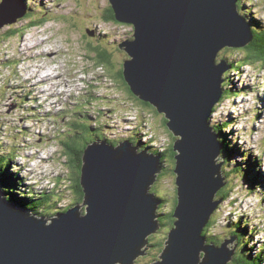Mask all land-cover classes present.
<instances>
[{"label":"water","instance_id":"1","mask_svg":"<svg viewBox=\"0 0 264 264\" xmlns=\"http://www.w3.org/2000/svg\"><path fill=\"white\" fill-rule=\"evenodd\" d=\"M108 2L117 22L134 27V39L118 46L129 57L123 79L137 99L164 114L176 138L174 223L150 264H228L236 237L219 246L203 237L221 204L211 201L226 186L222 146L210 119L230 69L227 61L217 62L218 54L249 46L250 24L236 0ZM15 9L0 3V29L24 17L23 8L16 16ZM138 151L127 141L86 147L79 180L84 214L77 205L48 223L0 198V264H135L161 228L157 212L164 202L150 193L162 171L160 156Z\"/></svg>","mask_w":264,"mask_h":264},{"label":"rangeland","instance_id":"2","mask_svg":"<svg viewBox=\"0 0 264 264\" xmlns=\"http://www.w3.org/2000/svg\"><path fill=\"white\" fill-rule=\"evenodd\" d=\"M30 1L34 2L31 10L32 15H37L36 17L31 18L29 16L19 19L16 23L0 29V35H2V37L0 36V146L3 148L4 158L8 155L7 149L15 147L16 152L23 155L15 162L23 169L30 170L27 172L29 175L33 173L35 177L37 169H42L45 165L43 169L46 171L42 172L44 177L48 175L51 179L60 177L61 185L58 187V181H56V186L53 189L61 197L52 195L53 192L50 193L51 196L48 199L51 201L59 199L56 204L52 205L50 212H54L55 208H63L69 203L78 204L80 212L84 214L85 206L82 205V202H75L76 195L71 188L73 175L70 157H66L65 145L62 146V144H70L71 138L76 135L79 123H89L94 127V123L98 121L115 129V131H111L115 135H122V130L128 127L126 134L128 136L130 131L134 130L131 123L143 125V131L148 132V139H153L152 145L160 147L161 150H167L172 145L173 136L163 122L164 117L157 114L154 109L145 108L138 104L133 96L129 95V91L121 80L117 78L119 72L116 71L122 68V63L127 56L124 52L119 54L120 50L112 43L132 41L134 29L128 24L117 25L105 20L104 16L109 15L110 4L108 0ZM11 2L9 1V5L16 8V16L22 8ZM236 2H238V12L251 22L252 27L264 29V0H236ZM38 6H41V9ZM93 31H96L97 35L91 36L90 33ZM5 34L6 36H4ZM97 40H101L99 43L106 48L110 66L100 67L96 64V55L102 51V49L94 50ZM22 43L47 44H41L42 49L41 47H34L35 50L28 51L26 49L23 51L29 44L24 47ZM243 49L241 52L236 51L238 49H223L218 54L217 62L223 60V56H230L231 59L236 60L235 64H238L244 59ZM42 50L47 55L42 56L43 53H41L40 57L38 53ZM51 60H53L52 63ZM32 65L36 66L33 67ZM227 65L230 66L229 63ZM27 66L31 67L32 71L37 70L38 66H42L47 70L50 69L54 76H60L59 79H56L57 84L54 86V92H45L43 86L47 82L40 83L38 78L30 77L25 69ZM19 69L20 73H18ZM231 71L230 67L229 71L226 72V80V73L222 77L225 80L224 92L227 90L230 91V94H226L220 105L216 106V110L211 116V126L225 146L228 147L226 143L228 141L229 148L240 151L241 155L233 158L235 163L238 162L240 166L246 167V162L243 163L242 160L245 158L244 154L255 159L259 165L256 167L257 177L263 183V190L264 72L260 67L241 68L238 73ZM27 81H36L38 84L30 87L31 85ZM243 87H246L247 90L243 91ZM26 92L29 94L27 95ZM53 93L57 97L52 99ZM43 95L48 97L52 103L45 101ZM22 97H26V99L21 100ZM19 105L22 108H19ZM27 106L34 108L35 111L24 110ZM84 111L87 112L85 115ZM95 114L98 115L94 116ZM42 115H46L44 120L40 122L31 121L33 117L37 119L36 116L42 119ZM75 115H84V117L78 119ZM58 116L61 119L57 123L55 120ZM46 118H49L48 121ZM225 122L229 123L227 130L221 129ZM126 124L129 125L126 126ZM23 128H26L24 131H28L30 134L26 140H24L25 136L18 132V130L23 131ZM96 133L97 135L110 136V132L105 127ZM221 136L224 140L221 139ZM22 141L21 145L18 144ZM32 156L34 160L36 159L33 163L32 161L29 162V157ZM41 160H45L46 163L44 164ZM232 165L230 159H226L222 166L223 175H226L228 172L226 169ZM171 168V164L167 163L165 172L157 178L151 187L156 190L154 196L165 198V202L161 205L162 209L158 211L166 214L170 213L176 199L174 168ZM15 171L16 169L13 172L2 169L3 173L1 174L4 175V178L8 174L9 177H12L11 174L14 175L13 177H17ZM18 172L19 174L24 173ZM1 174L0 176H2ZM9 177L4 180L7 181ZM225 178L226 186L223 191L231 190V194L229 200L221 204L220 209L211 216L209 222L215 221V225L210 234L215 235L218 240L225 238L228 233L225 232L223 226L230 222L236 223L244 216L252 226L256 227L255 232H259L258 236L254 235L255 240L258 241V244H264V230H262L264 227V207L262 208L263 200H260L261 195L258 189L254 193V190L251 192L246 184L250 182L244 184L239 180L235 181L230 177L228 178L227 175ZM45 185L44 180L39 187L44 188ZM6 186L12 187L10 184ZM7 187L3 193V188L0 185V191L4 195L2 200L5 202L9 194L15 192L10 191ZM218 195L219 192L215 197L216 200L219 199ZM159 198L161 199V197ZM232 202L234 206H231ZM48 204L49 201L44 204L43 209L45 216L51 217L48 213ZM260 216L263 217L260 222L262 225L260 224L261 227L257 228ZM170 230L172 229L169 225L161 226L155 234L149 236L151 243L165 241ZM230 237L228 235L226 239H230ZM149 258L145 254L137 260H140V264H147ZM156 260H152L150 263ZM232 260L228 264H231Z\"/></svg>","mask_w":264,"mask_h":264},{"label":"trees","instance_id":"3","mask_svg":"<svg viewBox=\"0 0 264 264\" xmlns=\"http://www.w3.org/2000/svg\"><path fill=\"white\" fill-rule=\"evenodd\" d=\"M29 1V0H28ZM23 5H26L27 2L26 0H22ZM237 6H238V2H237ZM28 16H30V14H28ZM37 16V15H36ZM34 15L31 14V18L36 17ZM104 18H106L105 20L109 21V22H114L119 24V22H117L115 20V14L113 12V10L111 9V7H109V15L108 16H104ZM250 24V21H247ZM252 42L250 44V46H248L247 48H245L244 51V59L242 61H240V63L235 64V62L230 63V66L233 67L231 72H239L240 69L242 67H253L256 68L257 66L261 68V70L264 72V29H260L257 27H253L252 28ZM2 37V35H0ZM6 36V34L4 35ZM241 52V51H240ZM106 53H100L98 54L97 58L99 59V62L103 65H109V58L107 55H105ZM224 58V56H223ZM97 59V60H98ZM110 66V65H109ZM120 76H121V81L124 83V80L122 78V70L119 72ZM127 90L129 91V89L127 88ZM243 91L247 90V88H243ZM130 93V92H129ZM225 94H230V91L224 92ZM225 94L223 99L225 98ZM130 95H132L130 93ZM133 96V95H132ZM134 100H136L138 102V104H140L141 106L145 107V108H152L154 109L152 106L143 103L141 101H139L138 99H136L135 97H133ZM30 110V107L27 108V111ZM154 111L156 112V110L154 109ZM87 113V112H86ZM157 113V112H156ZM78 117L79 115H75V117ZM58 119L60 120L61 118L58 117L57 120H55V122L58 121ZM137 121V120H136ZM138 122V121H137ZM163 122L164 124H166V120L163 118ZM58 123V122H57ZM131 126H133L134 130L130 131V135L128 136L129 139L133 140V137L135 138V140L141 144V145H145L144 147H148V149L155 155H159L160 156V163L162 165V172L156 177L159 178L162 173H164L166 167H167V163L171 164V167L174 168L175 167V161H174V156L175 153L173 152V143L176 140V138L173 136V143L172 145L167 149V150H161L160 147L158 146H153L152 142L153 139H147L146 141H143L144 137H148V133L144 132V126H139V125H135L133 123H131ZM76 127V126H75ZM108 129V132L111 133V131H115V129L113 128H109V126H106L98 121H96L94 123V127H92L91 125H89V123L87 124H83V123H79V125L77 126L76 129V135L74 138H71L70 140V144H62V146L65 145V153H66V157H70V165L71 168L73 169L74 175L72 178V181L74 183V188L76 191V194L78 196V200H80L83 198V191L82 188L80 186L79 180H80V174H81V167H82V155L84 150L86 149V147L89 145L88 143L93 139H97L96 133L94 131V129L96 130V132H98L99 130H103V128ZM229 127V123L225 122L222 124L221 129L227 130V128ZM23 131L22 130H18V132L22 133L25 137H30V134L28 131ZM213 132L215 133V131L213 130ZM106 134V133H105ZM113 134V133H112ZM23 135H21V137H24ZM133 135V136H132ZM144 136V137H143ZM225 137V136H224ZM221 139L222 136H221ZM219 140V139H218ZM224 140V139H223ZM23 141L21 143L18 144H22ZM228 144V147L225 146L224 142H221L219 140V144L222 146V151L223 154L221 153V158H225L222 159V161L225 163L226 159H230L231 163L233 164L230 168L229 171L226 173L227 177L232 178L233 180H239V182H243L244 184L246 182H250V183H246L249 187V190L252 192L254 190V193H256V190L258 189V192L261 195V199L263 200V205L262 208L264 207V188L262 190V186L263 183L262 181H260L257 177L258 175V171L256 170V167L259 166L257 162H255V159H251V156L248 154H244V161L246 162V167H242L237 163H235L236 161H233V158H235L236 156L241 155L240 151L235 149V148H229V142H226ZM2 150H0V174L3 173L2 169H4L7 172H12V164H13V160L15 159V157L17 156V152L15 147H11L10 149H7L8 151V155L6 156V158H4L3 153H1ZM221 151V152H222ZM168 158V159H167ZM222 162V163H223ZM223 163V164H224ZM171 168V169H172ZM227 168V167H226ZM174 170V169H173ZM172 171V170H171ZM174 174V173H173ZM2 176H0V185L3 188L2 192L4 193V189L7 187V184H10L12 187H7L10 191L14 192V193H10L9 197H8V201L17 204L18 206H25L27 208V210H29L30 212L33 213V215L35 216H41L42 211L40 210H36L37 206H39V204H42L45 202V199H40L42 197H40L39 199H36L37 196L33 197V193L30 192V190L26 191L24 188V183L23 180L19 177L18 174L17 177H13L14 175H12V177H9V174L6 175V177H9L7 181H5L3 176V174H1ZM222 175H223V171H222ZM226 175H223L224 177H226ZM226 183V181H225ZM156 190L151 188L150 189V193L151 194H155ZM231 194V190H221L219 192V199L222 200L223 203L227 202L229 200ZM161 197V200H163L165 202V198H163V196H159ZM158 196L155 195L156 199H160ZM40 202V203H39ZM260 202V201H259ZM163 203V202H162ZM176 205V199H175V204L174 207ZM172 208L171 212L169 214H166L164 212H162L160 214V219L159 220V225L160 227L163 225H169L170 228L172 229L173 227V223H174V219L172 217L173 214V209ZM260 222L263 220V217L260 216L259 217ZM215 225V222H209L207 227L204 229L203 231V237L206 241V244H213L216 246H219L222 242L221 240H218L217 237L215 235H211V229H213V226ZM256 227L252 226L249 222V220H247L246 218L241 217L240 220L238 222H230L228 225H226L225 227V232L229 234V236H234L236 238H238V243L239 246L236 249V253H235V257H233V260L231 262V264H264V245H260L258 244V241L255 240V236H258V233L255 232ZM256 233V235L253 237V235ZM253 237V238H252ZM166 241V240H165ZM165 241L163 242H158V243H151V237L148 238L147 244L145 247L148 246L147 251L149 252L150 249V256L149 254L146 253L150 258L149 261L146 262L147 264H150V262L152 260H155L158 258V256L163 252L164 249V244ZM157 247V249H155ZM157 253H156V252ZM155 252V253H153ZM158 255V256H156ZM140 260L137 261V263ZM155 262V261H154ZM140 264V263H138Z\"/></svg>","mask_w":264,"mask_h":264},{"label":"clouds","instance_id":"4","mask_svg":"<svg viewBox=\"0 0 264 264\" xmlns=\"http://www.w3.org/2000/svg\"><path fill=\"white\" fill-rule=\"evenodd\" d=\"M131 28H133L134 29V27L132 26V25H129ZM120 44H122V43H112V45H115V46H117V48L120 50V53L119 54H121V52L123 53H125V55L128 57V55L126 54V52L123 50V49H120L118 46L120 45ZM251 44V43H250ZM107 45V44H106ZM250 46V45H249ZM248 47V46H247ZM247 47H245V48H247ZM244 48V49H245ZM98 49H102V51H99L98 52V54H100V53H106L105 55H107V50H106V48L104 47V46H102L100 43H97L96 45H95V49L94 50H98ZM226 49V48H225ZM243 49V50H244ZM230 50H236V49H231L230 48ZM229 51V50H228ZM236 51H241V50H236ZM98 54L96 55V59H95V62H96V64L97 65H100V67L101 66H106V65H103V64H101L100 62H99V59L97 58V56H98ZM243 55H244V52H243ZM108 56V55H107ZM126 57V59L124 60V61H126V60H128L129 59V57L127 58ZM225 57H227V58H229L230 60H227ZM224 57V59L223 60H225V61H227V63H229V65H230V63H232V62H235L236 60L235 59H231L230 58V56H225ZM98 59V60H97ZM124 61H123V63H124ZM220 62V61H219ZM123 63H122V68L121 69H119V70H117L116 72H120L121 70L123 71ZM231 67V66H230ZM247 67H249V66H246V67H242V68H247ZM258 67V66H257ZM106 68V67H105ZM250 68H252V67H250ZM231 69H232V67H231ZM109 71L111 70V69H108ZM232 73H236V72H232ZM238 73V72H237ZM226 75H227V73L225 74V80H226ZM117 78H119L120 80H122L121 79V76H120V74L118 73L117 74ZM122 78H123V75H122ZM124 80V79H123ZM224 80V81H225ZM122 82V81H121ZM123 83V82H122ZM33 85L34 84H36L35 82H33L32 83ZM124 85H125V88L127 89L128 88V86L126 85V83H125V81H124V83H123ZM223 84H224V82H223ZM223 84H222V89H223ZM243 88H245V87H243ZM129 89V88H128ZM129 92H130V90H129ZM223 92H224V89H223ZM226 92V91H225ZM131 93V92H130ZM29 94V93H28ZM27 94V95H28ZM132 94V93H131ZM130 95V94H129ZM133 95V94H132ZM226 95V94H225ZM43 97H46V96H44L43 95ZM107 97V96H106ZM133 97H135L134 95H133ZM223 97H224V93H223ZM223 97L221 98V100H220V102L219 103H217V105L216 106H218V105H220V103H221V101L223 100ZM108 98H110V97H108ZM136 98V97H135ZM26 99V97H22L21 98V100H25ZM137 99V98H136ZM139 100V99H138ZM140 101V100H139ZM52 103V102H51ZM108 105V104H107ZM149 105V104H148ZM151 106V105H150ZM216 106H215V108H216ZM30 106H27L24 110H27V108H29ZM153 107V106H152ZM19 108H22L21 107V105H19ZM154 108V107H153ZM213 109V113L212 114H214V112H215V110L216 109ZM155 110H156V108H154ZM110 110H111V107H110ZM29 111H35V109L34 108H30V110ZM156 112H157V110H156ZM86 113H85V111H84V115H85ZM99 114V113H98ZM98 114H95L94 116H97ZM157 114H159V115H162L163 117H164V119H165V116H164V114H160V113H158L157 112ZM46 115H42V119H45L44 117H45ZM93 116V115H92ZM213 116V115H212ZM39 117V116H38ZM41 118V117H40ZM49 119V118H48ZM212 119V118H211ZM210 119V120H211ZM135 120H137V119H135ZM166 120V119H165ZM128 122V120H125V122ZM167 121V120H166ZM129 124H126V126H128ZM1 126V125H0ZM165 126H166V124H165ZM167 127V126H166ZM2 129V128H1ZM128 127H126L125 129H123L122 130V135H115V134H112V133H110V135L111 136H104V135H97V133H96V130L94 129V131H95V133H96V136H97V139H92L88 144H93V143H96L97 141H99V142H102V141H104L106 144H108V145H110V146H112V147H116V146H119V144H122L123 142H125V141H127V142H129V143H131L133 146H135V147H138V149H139V151L138 152H140V151H142V150H144V149H146L149 153H151V154H153L149 149H148V147H144L145 145H141V144H139L136 140H135V138L133 137V140H131V139H129V137H128V135H126L127 134V132H128ZM168 129V128H167ZM146 133H148L147 131H146ZM171 133V132H170ZM219 136V135H218ZM144 137V136H143ZM27 139V137H25V140ZM148 139V137H144V139H143V141H146ZM220 140V139H219ZM15 142V141H14ZM89 146V145H88ZM3 148H1V146H0V150H2ZM4 151H2L1 153H3ZM222 154H223V151H222ZM153 155H155V154H153ZM224 155V154H223ZM21 156L23 157V155L21 154V153H17V156L15 157V159L13 160V164H12V172H13V170L14 169H16V171L15 172H17V174L18 175H20L19 177L23 180V183H24V188H25V190L26 191H28V190H30V192L31 193H33V197H35V196H37L36 197V199H39L40 197H42V198H40V199H45V202L44 203H42V204H39V206H37V209L36 210H40V211H42V213H41V216H35L34 215V218H37V219H40V218H42L43 217V219L44 220H47L46 218H51V219H53L54 217H56V215H58V214H63V213H65V212H67L69 209H73L75 206H77L78 204H67L65 207H63V208H55L54 209V212H50V210H51V207H52V205L53 204H56L57 202H58V200L59 199H57V200H55V201H51V199H48V197L49 196H51L50 195V193L51 192H53V194L52 195H58L59 196V198L61 197L56 191H54V189H53V187H55L56 185V181H58V187H59V185H61V181H60V177H56V178H50V175H48V176H43L42 175V172L43 171H46V169H43L44 167H45V165L43 166V168L41 169H37V174H36V176L34 177L33 176V173H31L32 175H29L27 172H30V170H26V169H23L22 168V166H18L17 164H16V162H15V160H19L20 158H21ZM30 159H32L31 161H32V163L36 160H34L33 159V156L32 157H29ZM225 159V158H224ZM41 161H43L44 162V164L46 163V161L45 160H41ZM41 161H39V162H41ZM163 168V167H162ZM18 171H22V172H24L23 174H19V172ZM226 171H229V168H227L226 169ZM71 173H72V175H74V172H73V169H72V171H71ZM227 173V172H226ZM73 178V177H72ZM44 180H45V182L47 183V184H49V186H46L45 185V187L43 188V187H39V186H41V183H43L44 182ZM72 180V179H71ZM72 183H73V181H72ZM71 188L73 189V191H74V193H75V195H76V198H75V202L76 203H79L80 202V200H78L79 198H78V196H77V194H76V191H75V188H74V183L71 185ZM49 190L51 191V192H49ZM47 201H49V204H48V208H49V210L48 209H46V210H48V213H49V215L51 216V217H49L48 215L47 216H45L46 214H45V211H44V209H43V206H44V204L47 202ZM163 201V200H162ZM6 202H8V203H10V201H8V199L6 200ZM81 202H82V199H81ZM12 203V202H11ZM40 203V202H39ZM13 205H15L16 207H19V208H21V209H24L26 212H29V214L31 215H33V213L32 212H30L29 210H27V208L25 207V206H18L17 204H14V203H12ZM59 204V203H58ZM221 204H223V202H222V200H221ZM220 204V205H221ZM259 204V203H258ZM219 205V206H220ZM218 206V208L216 209V210H219L220 209V207ZM231 206H234L233 205V202L231 203ZM159 209H162L161 207L159 208ZM171 212V211H170ZM162 212H157V215L159 216V219L161 218L160 217V214H161ZM215 213V212H214ZM51 219H49V220H51ZM47 222H48V220H47ZM215 222V221H214ZM49 223V222H48ZM261 223H260V220H259V222L257 223V228H260L261 227V225H260ZM260 225V226H259ZM223 227H226V226H223ZM262 230H264V227L262 228ZM213 231V229H211V232ZM259 233V232H258ZM221 234H223V233H221ZM229 235V234H228ZM227 235V236H228ZM254 235H256V233L254 234ZM253 235V236H254ZM227 236H225V238H223L222 239V241L221 242H223V240L224 239H226L227 238ZM232 237V236H231ZM234 237V236H233ZM149 238V237H148ZM236 244H237V247L239 246V243H238V238H236V242H235ZM260 245H264V244H260ZM147 253H148V251H147ZM149 257V256H148ZM142 258V256H140L139 257V259H141ZM138 261V260H137ZM137 261H136V263L135 264H137ZM139 263V262H138ZM264 263V262H263Z\"/></svg>","mask_w":264,"mask_h":264},{"label":"bare ground","instance_id":"5","mask_svg":"<svg viewBox=\"0 0 264 264\" xmlns=\"http://www.w3.org/2000/svg\"><path fill=\"white\" fill-rule=\"evenodd\" d=\"M19 2H21V3H23L22 2V0H18ZM33 5H31V9L33 8L32 7ZM37 6V5H36ZM40 9H41V6H38ZM248 23V22H247ZM248 25H249V23H248ZM250 26V25H249ZM93 34H96V31H93ZM46 40V39H45ZM44 40V41H45ZM23 45H24V47L26 46V45H28L29 43H22ZM41 44H44V45H46L47 43H32V44H29V46H27V47H25V49H23V51L24 50H28V51H31V50H35L34 49V47L36 48V47H41V49H42V45ZM39 50V49H38ZM41 53H43L42 54V56H46L47 54L46 53H44V51L42 50V52H39L38 53V55H40V57H41ZM35 57V56H34ZM37 57V56H36ZM28 60V59H27ZM56 60V59H55ZM51 63L53 62V60H51L50 61ZM33 67H35L36 65H32ZM23 69V68H22ZM26 71H27V74H29L30 75V77H33V78H38L39 79V82L40 83H43V82H47L44 86H43V88H45V92L46 91H52V92H54V86L57 84V81H56V79H59L60 78V76H54L53 74H51V70L50 69H45V68H43L42 66H38V68H37V70H35V71H32L31 70V67H29V66H27L26 68ZM21 71H20V69L18 70V73H20ZM79 78V77H78ZM52 97V99L55 97H57V95L55 94V93H53V95L51 96ZM51 99V100H52ZM54 116V115H53ZM58 117H60V116H58ZM57 117V118H58ZM84 117V115H79L77 118L78 119H81V118H83ZM66 118V117H65ZM68 118V117H67ZM55 119V118H54ZM58 121H60L59 119H58ZM55 123V122H54ZM64 126V125H63ZM70 127H68V129H69ZM71 129V128H70ZM67 130V129H66ZM212 130H213V127H212ZM74 133V132H73ZM73 136V135H72ZM133 136V135H132ZM218 144H219V142H218ZM1 145H2V143H1ZM222 145V144H221ZM220 145V146H221ZM222 151V150H221ZM221 155V154H220ZM221 157V156H220ZM219 156H218V159L220 160L221 158H220ZM32 159H30L29 160V162L31 161ZM218 160V161H219ZM223 162V161H222ZM223 166V165H222ZM223 176V175H222ZM224 177V176H223ZM0 193L2 194V196H0V198L1 199H3V193L0 191ZM217 196V195H216ZM3 201V200H2ZM216 201V199L214 198V199H212V203H214ZM3 202H5V201H3ZM148 248V247H147ZM204 258V256L203 255H200L199 256V259L200 260H202Z\"/></svg>","mask_w":264,"mask_h":264}]
</instances>
